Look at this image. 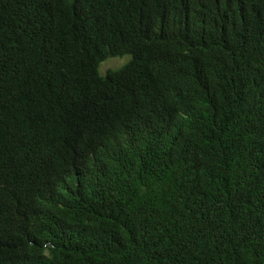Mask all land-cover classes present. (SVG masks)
<instances>
[{"label": "trees", "instance_id": "trees-1", "mask_svg": "<svg viewBox=\"0 0 264 264\" xmlns=\"http://www.w3.org/2000/svg\"><path fill=\"white\" fill-rule=\"evenodd\" d=\"M0 264H264V0H0Z\"/></svg>", "mask_w": 264, "mask_h": 264}, {"label": "rangeland", "instance_id": "rangeland-1", "mask_svg": "<svg viewBox=\"0 0 264 264\" xmlns=\"http://www.w3.org/2000/svg\"><path fill=\"white\" fill-rule=\"evenodd\" d=\"M130 60V57L111 58L100 65L99 73L104 76L108 71L122 67Z\"/></svg>", "mask_w": 264, "mask_h": 264}]
</instances>
